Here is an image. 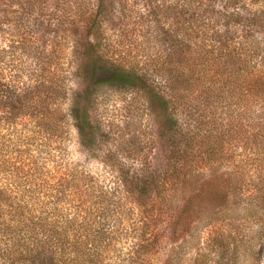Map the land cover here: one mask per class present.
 Here are the masks:
<instances>
[{
    "label": "rangeland",
    "instance_id": "1",
    "mask_svg": "<svg viewBox=\"0 0 264 264\" xmlns=\"http://www.w3.org/2000/svg\"><path fill=\"white\" fill-rule=\"evenodd\" d=\"M239 1V12L251 7L248 0ZM179 2L0 0V84L5 85L0 87V186L19 184L13 176L26 166L41 172L40 181L31 188L42 190L52 189L64 172L74 174L76 170L80 177L76 192L88 200L90 190L115 181L108 157L116 162V169L121 164L130 170L137 168L138 160L159 177L158 192L142 197L123 194L120 225L111 241L102 245L97 264H264V149L239 142V138L250 137L253 119L264 112V103L254 101L245 89L232 87V98L226 94L220 99L209 98L203 84L189 86L185 102L203 115L205 131L214 124L217 131L206 139L198 136L185 159L179 157L185 143L182 134L163 131L140 92L98 83L103 76L93 78L87 72L89 43L96 44L109 62L126 68L151 70L154 57L177 61L170 47L173 29L176 21L187 27L178 13ZM90 11L98 21L88 33L83 16ZM184 33L180 29L177 34L182 39ZM189 56L192 59L179 58L193 66L194 78L204 70L218 79L215 64L204 69L203 60ZM58 79L59 94L46 98L42 83ZM41 105L54 126L49 136L43 131V121L34 114ZM73 107L87 109L89 126L82 138L71 116ZM240 107L247 112L241 119L236 117ZM184 109L177 110L178 121L194 130L196 114ZM210 151L217 153L212 159L208 158ZM186 169L209 176L215 171L223 180L219 187L224 194L214 196L210 187L213 201L204 209L205 219L193 223L182 239L178 233L170 236L168 232L178 204L174 186L181 180L173 171L182 175ZM46 197L50 194L45 193L44 200H51ZM14 204L6 196L0 197L2 217L8 220ZM6 211L8 215L3 214ZM209 211L213 213L208 217ZM221 234L227 237L224 247L219 244Z\"/></svg>",
    "mask_w": 264,
    "mask_h": 264
},
{
    "label": "trees",
    "instance_id": "2",
    "mask_svg": "<svg viewBox=\"0 0 264 264\" xmlns=\"http://www.w3.org/2000/svg\"><path fill=\"white\" fill-rule=\"evenodd\" d=\"M237 2L240 1L181 0L178 13L185 18L187 27H180L176 21L173 43L170 46L178 56L177 61L154 57L150 60L154 61L151 70L126 68L109 62L96 44H88L87 72L93 78L97 74L102 75L103 78L97 79L98 83L140 92L146 98L147 109L155 115L160 128L163 131L171 129L175 135L182 134L185 143L184 148H181L183 153H179L181 158H187L186 153L192 149L190 145L198 136L206 139L217 131L215 124L212 129L205 131L202 128L203 115L196 106H188L185 102L184 94L189 86L203 84L208 90L209 98L220 99H225L226 94L232 98V87L245 89L254 101L264 103V0H248L251 7L242 12L238 11ZM217 5L219 9L216 8ZM97 21L93 11L83 16L88 33L96 26ZM238 27H241L240 31ZM180 29L185 30V38H179L177 33ZM200 39L201 42H198ZM180 55L181 59H192L188 55H193L204 62L208 61L207 64L201 62L204 69H210L211 64H215L218 79L205 74L204 70L194 78L193 66L188 65L187 61H181ZM202 66L199 65L201 68ZM42 84L45 85L43 91L46 98L59 94V79L54 83L45 80ZM4 86L0 84V87ZM88 91L89 88L85 93ZM237 99L241 103V99ZM185 107L188 108V113L196 114L194 130L178 121L176 112L178 109L185 111ZM240 109L242 110L236 113L239 119L247 113L244 107ZM35 113L43 121L44 133L48 136L52 134L53 123L47 120V112L42 105ZM189 115L190 118L193 117ZM71 116L82 138L89 126L87 109L82 107L77 110L73 107ZM252 127L250 137L239 138V142L241 145L251 143L264 149V112L253 119ZM173 145L177 148L176 142ZM209 149L213 150V147ZM215 151L207 152L208 158L212 159L217 154ZM108 159L107 163L116 174L115 181L111 182V186L101 184L92 192L90 190L88 200H84L82 193L76 192L80 178L76 170V174L64 172L62 178L59 180L58 177L55 181L57 184L52 189L43 188L44 192L41 188H31L32 183L35 182V187L36 182L40 181L41 172L33 171L29 166L21 168L22 172L15 171L17 174L13 177L19 184L0 186V197L6 196L10 202L15 203L8 220L0 214V264H97L102 255V245L111 241L114 231L120 225L118 220L123 194L130 192L142 197L150 191L158 192L156 184L159 177L145 170L143 162L137 160V168L132 170L122 164L116 169V162ZM173 175L181 176V180L174 186V192L178 194L174 198L178 204L174 208L176 210L173 211L168 233L170 236L178 233V237L183 239L190 233L191 227H194L193 223L205 219L204 209L213 201L211 193L217 197L224 194L219 187L223 180H220L221 176H216L215 171L209 176L203 171L186 169L182 175L175 171ZM226 180L230 183V179ZM20 187L23 190H19ZM20 192L21 197L16 196ZM45 193L50 194L46 198L51 200H44ZM56 196L59 197L58 201L54 200ZM215 208L214 206L210 210ZM212 213L209 211L208 217ZM3 214L8 215L9 211ZM220 238L219 244L224 247L223 239L227 241V237L221 234Z\"/></svg>",
    "mask_w": 264,
    "mask_h": 264
}]
</instances>
